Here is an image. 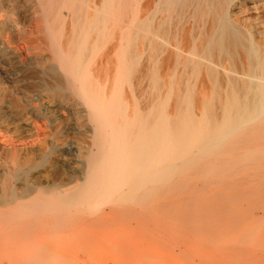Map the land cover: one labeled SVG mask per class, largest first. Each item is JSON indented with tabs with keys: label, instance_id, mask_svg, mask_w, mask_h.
Returning <instances> with one entry per match:
<instances>
[{
	"label": "bare ground",
	"instance_id": "obj_1",
	"mask_svg": "<svg viewBox=\"0 0 264 264\" xmlns=\"http://www.w3.org/2000/svg\"><path fill=\"white\" fill-rule=\"evenodd\" d=\"M55 1L46 77L64 94L49 113H84L92 148L72 188L0 197V264H264V47L233 0ZM182 20L197 23L186 51ZM39 35L1 30L0 52Z\"/></svg>",
	"mask_w": 264,
	"mask_h": 264
},
{
	"label": "rangeland",
	"instance_id": "obj_2",
	"mask_svg": "<svg viewBox=\"0 0 264 264\" xmlns=\"http://www.w3.org/2000/svg\"><path fill=\"white\" fill-rule=\"evenodd\" d=\"M260 1L233 0L228 16L264 47V0ZM43 4L45 10L42 9ZM149 7L148 10L153 5L149 3ZM51 13L63 18L66 11L60 10L55 0H0V22L4 21L0 23V31L7 33L13 45L20 43L21 46L19 40L28 36L30 31L39 33L38 37L42 40L41 46L35 50L16 53L10 49L6 50V55L0 52V197L10 191L22 193L27 184L39 189H51L57 184L72 182L62 189L68 190L74 186V180L82 178L87 170L92 147L90 125L83 117L84 113H49L56 96L64 94L62 89L52 86L46 77L48 69L55 63L44 22L45 15ZM144 13L138 18H144ZM196 26L194 20H182V33L186 34L184 43H188L185 51L192 40L190 33ZM185 55L186 52L182 53V57ZM145 60L146 57L143 58ZM25 98L38 103L40 113H30L22 102ZM56 119L60 121L58 128ZM33 124L43 126L39 130L43 141L32 148L28 136L35 135L30 126ZM20 141L28 146L20 147ZM5 169H9V177ZM219 244L203 250L192 246L190 250L196 257L192 255L191 261L193 258H210L218 250Z\"/></svg>",
	"mask_w": 264,
	"mask_h": 264
}]
</instances>
